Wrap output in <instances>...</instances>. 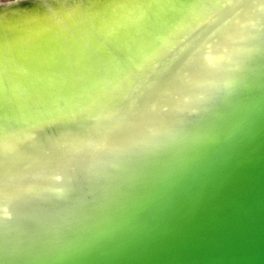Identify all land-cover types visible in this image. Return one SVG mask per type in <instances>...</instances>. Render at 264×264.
<instances>
[{"label": "water", "instance_id": "water-1", "mask_svg": "<svg viewBox=\"0 0 264 264\" xmlns=\"http://www.w3.org/2000/svg\"><path fill=\"white\" fill-rule=\"evenodd\" d=\"M0 264H264V0H0Z\"/></svg>", "mask_w": 264, "mask_h": 264}]
</instances>
